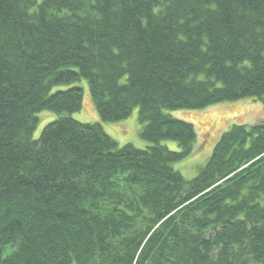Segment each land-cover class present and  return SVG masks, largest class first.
<instances>
[{"label":"trees","instance_id":"1","mask_svg":"<svg viewBox=\"0 0 264 264\" xmlns=\"http://www.w3.org/2000/svg\"><path fill=\"white\" fill-rule=\"evenodd\" d=\"M81 79L149 146L61 117ZM245 98L264 109V0H0V264H264V122L185 180L196 133L163 113Z\"/></svg>","mask_w":264,"mask_h":264},{"label":"rangeland","instance_id":"2","mask_svg":"<svg viewBox=\"0 0 264 264\" xmlns=\"http://www.w3.org/2000/svg\"><path fill=\"white\" fill-rule=\"evenodd\" d=\"M82 89V106L80 111L72 114H61V117H70L81 123H99L105 133L109 135L118 145L131 144L137 149H145L149 143L139 136L142 125L139 122V110L134 108L130 116L116 122H103L92 101L89 85L85 79L71 85ZM71 86L59 85L52 89V92L64 90ZM163 113L175 119L193 125L196 140L193 145V152L186 159L173 163L172 167L179 172L185 180H192L208 161L213 147L220 136L232 125H255L264 122V109L261 102L245 98L235 102L219 103L210 105L204 109H164ZM59 116L50 110H42L37 113L38 123L32 133V139L36 140L43 128ZM169 151H178V145L173 140H165L160 143Z\"/></svg>","mask_w":264,"mask_h":264}]
</instances>
